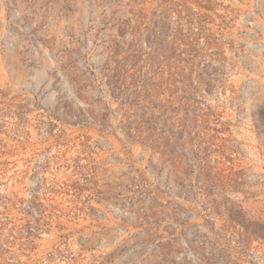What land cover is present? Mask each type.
Here are the masks:
<instances>
[{"label":"rangeland","instance_id":"rangeland-1","mask_svg":"<svg viewBox=\"0 0 264 264\" xmlns=\"http://www.w3.org/2000/svg\"><path fill=\"white\" fill-rule=\"evenodd\" d=\"M0 264H264V0H0Z\"/></svg>","mask_w":264,"mask_h":264}]
</instances>
